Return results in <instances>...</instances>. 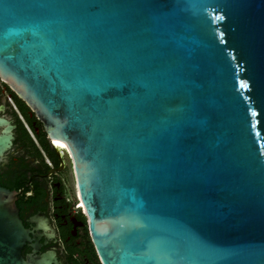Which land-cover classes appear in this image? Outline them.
I'll return each mask as SVG.
<instances>
[{
	"label": "water",
	"instance_id": "95a60500",
	"mask_svg": "<svg viewBox=\"0 0 264 264\" xmlns=\"http://www.w3.org/2000/svg\"><path fill=\"white\" fill-rule=\"evenodd\" d=\"M0 79L67 146L103 264H264V0H0ZM18 196L0 264H52Z\"/></svg>",
	"mask_w": 264,
	"mask_h": 264
},
{
	"label": "flooded vegetation",
	"instance_id": "af4514ba",
	"mask_svg": "<svg viewBox=\"0 0 264 264\" xmlns=\"http://www.w3.org/2000/svg\"><path fill=\"white\" fill-rule=\"evenodd\" d=\"M15 97L13 90L0 79V117L16 126L13 146L0 158V184L19 193L16 204L20 218L32 237V241L24 246L22 256L27 259L29 255L52 253L57 264H103L92 239L88 212L84 205L81 206L74 165L67 146L62 149L56 147L41 122L29 110L34 126L40 125L34 133L21 114ZM10 100L19 113L12 108ZM18 118L30 129L31 138L38 142L48 167L34 152L31 157L27 156L30 147L20 131ZM3 130L0 128V135ZM43 133L54 150V160L46 155L37 139L36 134ZM70 173L75 185L72 191L68 187ZM55 262L51 261L52 264Z\"/></svg>",
	"mask_w": 264,
	"mask_h": 264
},
{
	"label": "trees",
	"instance_id": "16d2710c",
	"mask_svg": "<svg viewBox=\"0 0 264 264\" xmlns=\"http://www.w3.org/2000/svg\"><path fill=\"white\" fill-rule=\"evenodd\" d=\"M16 99V103L19 107V110L21 112V114L23 115V117L25 118L28 126L31 128V130L35 133L36 132V128L40 125L34 126L33 124V120L29 117V108L26 106V104L24 102H22L18 97H15ZM18 122H19V128L21 133L23 134V136L25 137V140L27 141V145L33 150L34 155L41 159L44 163V165L46 167H48L45 162H44V157L43 154L41 153L40 149L36 146V144L34 143V141L32 140L26 126L24 125V123L18 118ZM37 135V139L40 142L42 149L44 150V152L46 153V155L48 157H50L51 159H55V153L54 150L50 148L49 146V142L48 139L46 137V134L43 133V135Z\"/></svg>",
	"mask_w": 264,
	"mask_h": 264
},
{
	"label": "rangeland",
	"instance_id": "374dc122",
	"mask_svg": "<svg viewBox=\"0 0 264 264\" xmlns=\"http://www.w3.org/2000/svg\"><path fill=\"white\" fill-rule=\"evenodd\" d=\"M33 141H34V143L36 144V146L40 149V151H41V148L38 146V142L36 143V141H35V139H32ZM28 150V152H27V156L28 157H31L32 155H33V150L31 149V148H29V149H27ZM41 153H43L42 151H41ZM43 157H45L44 156V154H43ZM68 187L70 188V186H69V184H68ZM70 190L72 191V189L70 188Z\"/></svg>",
	"mask_w": 264,
	"mask_h": 264
},
{
	"label": "built area",
	"instance_id": "2783aa9c",
	"mask_svg": "<svg viewBox=\"0 0 264 264\" xmlns=\"http://www.w3.org/2000/svg\"><path fill=\"white\" fill-rule=\"evenodd\" d=\"M10 104H11L12 108H13L17 113H19V111H18L16 105L14 104V102L10 100ZM20 117H21V116H20ZM21 118H22V117H21ZM25 126H26V125H25ZM26 127H27L28 131H30V129L28 128V126H26ZM46 161H47V163L50 165V161H49L48 159H46Z\"/></svg>",
	"mask_w": 264,
	"mask_h": 264
},
{
	"label": "bare ground",
	"instance_id": "6f19581e",
	"mask_svg": "<svg viewBox=\"0 0 264 264\" xmlns=\"http://www.w3.org/2000/svg\"><path fill=\"white\" fill-rule=\"evenodd\" d=\"M81 206H83V204L81 203Z\"/></svg>",
	"mask_w": 264,
	"mask_h": 264
}]
</instances>
